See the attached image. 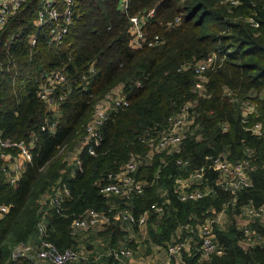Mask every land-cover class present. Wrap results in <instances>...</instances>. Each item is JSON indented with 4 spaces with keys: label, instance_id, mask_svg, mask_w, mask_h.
Here are the masks:
<instances>
[{
    "label": "trees",
    "instance_id": "trees-1",
    "mask_svg": "<svg viewBox=\"0 0 264 264\" xmlns=\"http://www.w3.org/2000/svg\"><path fill=\"white\" fill-rule=\"evenodd\" d=\"M54 1L60 4L62 0ZM126 3L122 10L120 0H74L72 24L59 45L50 42L49 25L35 26L40 0H26L0 29V129L3 138L11 141L35 140L32 160L25 164L16 186L8 185L0 158V204L9 207L0 217V264H31L9 262L10 251L15 244L36 239L42 214L39 199L56 187L65 186L70 195L64 202L67 217L47 210L49 240L61 250L74 248L69 229L72 219L87 209L108 208V200L100 193L106 175L118 172L131 155L148 153L145 133L154 136V127H166L170 116L195 100L199 129L184 140L178 156L190 162L189 171L204 167L206 184L213 186L216 173L206 157L225 153L229 160H238L249 148L253 151L252 187L239 196L236 206L264 207V130L260 137L250 135L241 123L239 106L224 96L225 89L240 100L252 94L256 114L249 117L247 126L256 122L264 126V0ZM150 11L153 15L145 20L143 31L148 40L158 36L161 43L135 47L129 19H144ZM249 18L255 20L256 28H251ZM32 36L34 46L29 44ZM211 55L215 60L205 72L207 97H198L193 92V70L178 69ZM52 71L65 75L55 93L64 94V99L58 107L56 130L48 133L42 126L50 115L37 91L40 75ZM115 88L121 89L129 107L111 115L100 129L102 141L96 157L81 150L79 170L67 159L68 151L78 145L96 102ZM224 125L226 131L221 129ZM175 158L159 154L142 166L138 177L148 187L128 201L135 215L152 204L165 205L164 216L156 221L151 218L148 229L150 240L159 246L171 241L179 227L195 225L212 216L211 211L218 213L230 199L214 187L215 193L202 200L178 201L172 194L174 179L186 173L175 166ZM160 190L167 192L164 199ZM113 224L104 230L111 236V246L116 235L122 234L117 222ZM253 227L263 241L247 249L239 246L241 234L234 225L226 231L216 229L217 241L225 250L209 264H264V226ZM197 260L193 252L191 257L184 254L181 262L198 264Z\"/></svg>",
    "mask_w": 264,
    "mask_h": 264
},
{
    "label": "built area",
    "instance_id": "built-area-1",
    "mask_svg": "<svg viewBox=\"0 0 264 264\" xmlns=\"http://www.w3.org/2000/svg\"><path fill=\"white\" fill-rule=\"evenodd\" d=\"M26 0H0V29L5 25L6 21L15 15L25 4ZM127 0H120V7L125 10ZM235 4V2H232ZM74 0H62L60 4H56L54 0H40V6L35 19L36 27L50 26V42L61 44L68 33V29L73 21ZM153 12L146 14L145 18L133 16L129 19L131 31L134 36L132 44L135 47H155L161 43L158 36L147 39L143 27L145 20L151 17ZM175 22H179L176 18ZM251 28H256L257 23L253 18H249ZM171 23H168L170 25ZM31 46L35 45L34 36L29 39ZM214 55L209 56L206 60L197 62L192 66L183 64L178 72L192 69L196 82L193 92L202 97L206 95L205 72L214 63ZM89 72H93L91 68ZM65 82V75L59 71L43 73L38 81V99L44 103L47 113L50 117L46 118L42 131L54 133L57 126V118L59 115L58 107L64 99V94L56 95V88ZM139 85V84H138ZM224 96L229 102L236 104L240 108L241 123L244 129L254 137H260L264 130V126L260 122H256L250 126L249 117L256 114V105L248 99L240 100L236 98L230 90H224ZM207 97V95H206ZM196 100L185 103L181 109L170 116L166 121V127L154 130L157 133L153 136L150 131L145 133L144 142L149 147L148 153L145 155H131L130 159L116 173L106 175L104 184L101 186L100 193L108 200V208L104 211L87 209L78 217L72 219L70 223V236L75 237L79 232H87L95 229L104 230L110 227L113 222L128 225L133 229H141L146 227L149 218L154 221L161 219L166 207L163 203H155L140 215H135L130 208L129 200L133 197L141 196L144 193L148 183L138 177V172L142 166L149 165L154 157L159 154L174 155L175 166L178 170L186 173L185 176H178L174 179L172 194L180 202H196L215 193V188H219L222 192L229 196V201L223 205L218 213L211 211L212 216H207L201 221H197L196 233L198 241L192 242V238L185 231V240L173 241L166 244V252L168 256H178L183 250H190L191 243L194 254L200 261H208L214 257H222L224 255V247L217 241L215 230L216 222L221 217L226 216V210H238L241 217L247 219V223L240 230L242 240L247 246L254 247L262 243V237L259 232L254 229L253 225L258 224L264 226V207L254 206L247 203L242 206H236L239 196L252 187L250 173L252 171L251 163L253 160V151L249 148L244 150V157L238 160H229L227 154L210 155L206 157V161L212 165L216 173V179L213 186L206 184L205 168H197L189 171L190 162L178 156L181 153V147L185 139L196 133L198 123L196 122ZM129 107V102L122 94L120 88H115L106 93L99 101L96 102L90 120L84 128V132L79 140V146L72 154L67 156L70 163L81 170V162L78 154L85 149L91 157H96V148L100 146L102 135L100 129L113 114L119 110ZM222 131L227 130V126L221 127ZM35 140L11 141L3 138L0 129V158L3 159L4 165L1 168L2 173L6 177L8 185L14 187L18 183L21 172L26 163L32 160L31 150L34 148ZM15 151V153H14ZM70 155V154H69ZM178 156V157H177ZM160 198L164 199L167 192L160 190ZM70 195L69 190L65 187H56L41 197L40 212L41 218L36 225L37 237L33 243L15 244L10 251L9 262L26 261L31 264H73L85 260L84 255L74 248L59 249L49 240L48 225L46 222L47 210H53L59 217H67L64 202ZM9 207L0 204V217L7 214ZM154 223V222H153ZM155 224V223H154ZM191 225L179 227L187 230ZM179 231V229L177 230ZM132 232V231H131ZM177 236V235H176ZM180 240V239H178ZM240 242V241H239ZM132 251L128 247H118L110 249L105 256L113 259L116 264H129L132 258Z\"/></svg>",
    "mask_w": 264,
    "mask_h": 264
},
{
    "label": "rangeland",
    "instance_id": "rangeland-1",
    "mask_svg": "<svg viewBox=\"0 0 264 264\" xmlns=\"http://www.w3.org/2000/svg\"><path fill=\"white\" fill-rule=\"evenodd\" d=\"M78 146L79 143L73 150L71 149L68 151L70 154L69 156H72ZM40 200L42 202V199L40 198L39 204ZM229 211L232 212L229 213ZM246 223L247 219L241 217L238 212L235 213L234 210L227 209L226 216L224 215V217H221L219 220H217L215 225H217L216 229L220 231H226L229 229L230 226L234 225L236 230L240 233L239 229H241ZM150 224L151 218L148 219L146 227H143L141 229L131 230L132 228L128 225H123L121 223L115 224V226L118 228V231L122 233L121 235H116L115 246H111V236L109 234H105L103 228L87 232H79L75 237H72L74 242V249L81 252L86 259L73 264H116L113 259L106 257L105 254L110 249L118 247H128L133 252L129 264H182L183 262L181 261H183L184 254H186L188 257L192 256L194 252V250L192 249V244L198 241L196 236L197 222L195 225H191L190 227H188L187 230L178 228L179 231H176V234L172 239L173 241L179 242L185 240L186 237L184 235L186 231L191 236L193 242L191 243V245H189L191 246L190 250H183L180 255L176 257L167 255L165 249L166 244L163 246H159L152 243L148 235V229ZM112 226H114V224ZM239 246L243 249L249 248L247 244L242 240V236L239 242ZM210 261L211 260H197V263L209 264Z\"/></svg>",
    "mask_w": 264,
    "mask_h": 264
},
{
    "label": "crops",
    "instance_id": "crops-1",
    "mask_svg": "<svg viewBox=\"0 0 264 264\" xmlns=\"http://www.w3.org/2000/svg\"><path fill=\"white\" fill-rule=\"evenodd\" d=\"M36 240H34L33 242H35ZM33 242H30V243H33ZM133 264H139V263H133Z\"/></svg>",
    "mask_w": 264,
    "mask_h": 264
}]
</instances>
